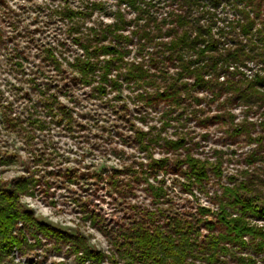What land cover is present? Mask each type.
I'll return each instance as SVG.
<instances>
[{
  "label": "rangeland",
  "instance_id": "rangeland-1",
  "mask_svg": "<svg viewBox=\"0 0 264 264\" xmlns=\"http://www.w3.org/2000/svg\"><path fill=\"white\" fill-rule=\"evenodd\" d=\"M247 2L264 22V0ZM91 3L102 5L92 10ZM63 8L84 15L75 25L76 19L71 23L61 15ZM117 11L127 20L134 17L116 0H0V186L29 179L31 194H18L22 209L67 235H80L104 254L100 264H124L122 235L137 224L170 232L180 224L200 246L206 236L224 233L200 207L215 213L227 201L223 187L232 178L239 180L250 165L264 167L262 110L181 75L164 49L170 39L153 47L133 36L134 26L122 32L129 39L103 34L116 23ZM90 29L104 37L91 39ZM78 35L83 39L76 42ZM82 43L111 44L122 52L106 80L102 66L111 56L101 53L93 58L94 73L78 72ZM137 131L146 134L148 151L140 148ZM186 155L217 164L219 174L209 168L205 180L187 186V166L178 164ZM149 184L165 192L159 202ZM247 218L264 226V217ZM210 219L212 226L204 222ZM40 238L26 255H0V264H82L69 243ZM246 240L247 246L227 245L229 264L238 257L264 264V253ZM201 256L194 254L190 263L206 264Z\"/></svg>",
  "mask_w": 264,
  "mask_h": 264
},
{
  "label": "trees",
  "instance_id": "trees-1",
  "mask_svg": "<svg viewBox=\"0 0 264 264\" xmlns=\"http://www.w3.org/2000/svg\"><path fill=\"white\" fill-rule=\"evenodd\" d=\"M116 1L134 17L127 20L123 13L117 11L116 23L107 25L103 34H112V38L118 40L129 39L122 32L126 27L134 26L133 36L153 47L163 45L159 39H170L164 44V49L171 54L181 75L191 78L196 85L212 83L246 108L255 107L264 114V22L247 0ZM101 5L91 3L90 9H100ZM61 15L72 23L77 16L84 14L72 8H63ZM76 21L72 24L76 25ZM75 28L73 25L72 30H77ZM90 32H93L91 39L104 37L94 29ZM76 34H80L79 31ZM75 39L78 42L83 37L78 35ZM80 46L84 60L77 61V68L83 76L94 73L97 66L95 58L101 53L111 56L102 66L103 80H106L112 62L122 56L117 46L111 44L82 43ZM49 55L55 61L50 52ZM114 86L118 90L121 88L116 81ZM235 131L241 132L238 128ZM145 135L142 131L136 132L140 148L148 151ZM255 140L261 143L262 139ZM177 144L183 145L182 141ZM165 161L152 159L151 162L158 164ZM182 163L187 166L184 171L189 179L187 186L205 180L209 168L219 174V166L206 159L186 155L183 161L178 162ZM240 177L239 180L232 178L233 184L223 187L227 201L220 203L218 211L212 213L210 209L200 207L203 216L213 214L214 219L224 227V233L204 238L203 249L191 235V230L180 224H176L172 232L159 226L137 224L131 232L122 235L124 264H192L190 258L198 253H202L206 264H229L226 255L231 254V250L227 245L247 246L246 239L253 241L256 249L264 253V226L252 224L247 218V215L264 217V167L250 165ZM28 181L23 176L15 179L9 188L0 186V255L8 257L14 251L26 255L41 244L42 235L55 243H69L70 252L82 264H100L104 254L91 249L80 235H67L39 222L30 212L22 209L18 194L29 192ZM149 188L156 201L164 197L162 187L149 184ZM228 207L237 208V213H230ZM204 222L209 226L213 224L211 219ZM26 232H30L34 243L29 242ZM251 261V258L238 257L236 264Z\"/></svg>",
  "mask_w": 264,
  "mask_h": 264
}]
</instances>
